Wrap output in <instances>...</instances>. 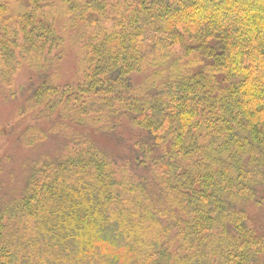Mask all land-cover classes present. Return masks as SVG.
<instances>
[{"label": "trees", "instance_id": "1", "mask_svg": "<svg viewBox=\"0 0 264 264\" xmlns=\"http://www.w3.org/2000/svg\"><path fill=\"white\" fill-rule=\"evenodd\" d=\"M10 1L0 86L45 148L0 195V264H264V0H61L62 89L14 88L66 36L49 0Z\"/></svg>", "mask_w": 264, "mask_h": 264}, {"label": "rangeland", "instance_id": "2", "mask_svg": "<svg viewBox=\"0 0 264 264\" xmlns=\"http://www.w3.org/2000/svg\"><path fill=\"white\" fill-rule=\"evenodd\" d=\"M9 4L11 13L16 14L25 11L30 5L29 0H11ZM44 10L48 13L49 18L53 21L63 39L66 36L61 59L48 69H31L23 64V67L17 71L15 76L14 88L16 89L19 85H25L32 76L37 77L39 82L41 81L40 83L49 82L46 76H50L53 85L60 89L65 84L82 78L79 53L77 46L74 45L78 41V37L77 34L68 35L66 33L68 27L66 26L67 19L64 15L63 3L61 0H49L48 4L44 6ZM6 89V87L0 86V93H3V96L0 94V195L11 194L10 190L12 188L16 190L25 170L24 166L43 153L45 148L42 145L38 147L24 146L20 141L22 126L30 121L18 117L17 113L21 100L9 97L5 99ZM262 208L259 211L264 222V208Z\"/></svg>", "mask_w": 264, "mask_h": 264}]
</instances>
